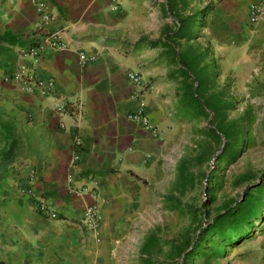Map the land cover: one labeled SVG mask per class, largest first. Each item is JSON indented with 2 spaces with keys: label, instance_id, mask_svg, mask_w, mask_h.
Here are the masks:
<instances>
[{
  "label": "crops",
  "instance_id": "crops-1",
  "mask_svg": "<svg viewBox=\"0 0 264 264\" xmlns=\"http://www.w3.org/2000/svg\"><path fill=\"white\" fill-rule=\"evenodd\" d=\"M257 1L0 0V79L27 65L54 83L50 98L0 86V264H125L134 244L145 246V194L165 184L187 80L165 38L193 16L195 39L177 40L181 53L198 29L215 57L227 48L218 41L228 46L249 29L264 41V17L250 18ZM53 33L69 48L47 46L39 62L23 54ZM80 50L94 60L82 64ZM131 72L149 85L159 138L128 119L139 106ZM93 187L104 200L100 234L83 223ZM243 245L238 264H264V230Z\"/></svg>",
  "mask_w": 264,
  "mask_h": 264
},
{
  "label": "rangeland",
  "instance_id": "rangeland-1",
  "mask_svg": "<svg viewBox=\"0 0 264 264\" xmlns=\"http://www.w3.org/2000/svg\"><path fill=\"white\" fill-rule=\"evenodd\" d=\"M198 34L195 47L206 56L199 67L205 69L201 75L209 79L198 93L203 104L206 101L211 104L209 97L215 93L224 103H231L232 108L225 112L228 121L238 122V139L243 147L235 159L218 162L222 150L213 153L222 143L215 144L209 136L211 117L187 105L182 96L178 113L181 125L170 139L171 157L166 163L165 184L156 191L152 186L145 194L142 223L137 227L138 236L145 238V246L142 248L144 242L134 244L131 258L125 264H238L244 242L251 239L239 246H226L217 238L208 243L213 250L207 255L186 258L213 217L240 202L246 191L264 178V41L254 29H249L245 36L231 40L228 46L226 41H218V46L227 48L215 57V47L205 38L203 29H198ZM190 61L195 76L203 79L197 72L196 60ZM210 143L215 148L209 159L199 163V154ZM183 162L188 164L187 169L181 166ZM214 171L220 176L218 185L211 179ZM245 174H252L253 179L239 184L237 180ZM184 176L193 178L196 184L190 179L185 181ZM211 186L215 188L208 195ZM171 196L175 197L174 201L170 200ZM263 230L264 218L254 235Z\"/></svg>",
  "mask_w": 264,
  "mask_h": 264
},
{
  "label": "trees",
  "instance_id": "trees-1",
  "mask_svg": "<svg viewBox=\"0 0 264 264\" xmlns=\"http://www.w3.org/2000/svg\"><path fill=\"white\" fill-rule=\"evenodd\" d=\"M183 2V0H177ZM174 0H169L170 8L173 7ZM194 24V17L188 16L185 19H180V29L173 31L165 39L170 41L171 44H175L171 49V53L176 57L178 63L182 66V69L185 73L186 81L183 82V93L182 96L187 105L194 107L199 112L207 114L211 119L209 122V136L213 138L215 144L222 143L220 149L213 154L222 150V153L219 157L218 162H226L229 160L235 159V156L239 153V150L243 147V144L240 143L239 137V124L236 121H228L227 112L225 110H230L231 103H224L219 94L215 93L209 97L211 100L205 104L202 103L203 97L199 95L198 89L206 87V82H209L201 74L205 69L199 67L201 61L204 60L205 54L198 52L195 45H188L184 52H179L177 40L187 39L191 41L195 39L194 31L191 29ZM170 38V39H169ZM196 60V68L199 75L203 77L197 78L193 73V67L191 61ZM201 59V60H200ZM209 78V77H208ZM209 86H207L208 88ZM209 92V90H208ZM211 109V110H206ZM212 113V114H210ZM225 138V142H224ZM210 143L207 148H205L198 156L199 163H204L207 161L215 148V145ZM184 168L188 166L186 162H183L181 165ZM187 169V168H186ZM185 181L189 179L192 180V183H195L193 178L184 176ZM211 179L216 180V185L219 183L220 176L217 174V171H214ZM210 179V181H212ZM253 179L252 174L242 175L237 181L239 184L250 181ZM215 187H210L209 193L214 190ZM171 201L175 200V197H169ZM264 218V178L263 180L256 184L253 188H249L244 198L237 202L235 205H230L226 207L224 212L218 213L215 215L211 222H209L207 228L203 230L200 234L199 239L193 245V251L191 254H188L186 258L192 259L193 256L197 255H207L209 251L213 250V247L208 243L214 242L217 238L221 240L226 246H239L244 240H248L254 236V233L258 229V224ZM190 245L188 248L182 249V253H186L188 249L191 248Z\"/></svg>",
  "mask_w": 264,
  "mask_h": 264
},
{
  "label": "built area",
  "instance_id": "built-area-1",
  "mask_svg": "<svg viewBox=\"0 0 264 264\" xmlns=\"http://www.w3.org/2000/svg\"><path fill=\"white\" fill-rule=\"evenodd\" d=\"M264 17V0H258L252 5L250 10V18L253 24L258 23ZM52 17L48 16L47 19ZM55 47L58 49H68L69 46L64 42L57 33L48 34L38 44L31 47L28 50H23L24 55H28L35 62H39L42 57L43 50L47 47ZM80 61L82 64H88L93 57L88 55L84 50L79 51ZM129 80L135 86V96L139 100L138 108L128 115V119L136 124L137 126L152 131L157 138L160 137V129L151 121L149 115V104L147 95L149 93V85L144 83V79L140 73L131 72L129 73ZM2 83H7L11 86L17 87L22 92L35 94L41 93L45 97H52V90L54 83L40 77L35 70L30 69L27 65L20 66L14 73L5 75L0 79V86ZM55 108L59 111L65 110V105L61 102H55ZM83 141L81 138L76 140V146L82 147ZM76 160L81 158L80 154L77 153L75 156ZM93 198L96 200L95 203L89 205L84 211L83 223L84 225L95 234H100L102 224V213L101 203L104 200L101 198L98 188L93 187L90 191ZM38 210L41 214L47 215L53 219H58L59 214L55 211H50L44 203L37 204Z\"/></svg>",
  "mask_w": 264,
  "mask_h": 264
}]
</instances>
